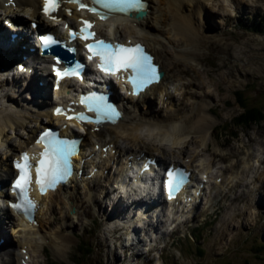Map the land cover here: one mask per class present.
<instances>
[{"label": "rangeland", "instance_id": "1", "mask_svg": "<svg viewBox=\"0 0 264 264\" xmlns=\"http://www.w3.org/2000/svg\"><path fill=\"white\" fill-rule=\"evenodd\" d=\"M151 2L152 5L156 4L154 0ZM202 6V15L193 14L195 20L199 19L196 21L201 25V33L195 34L194 43L187 48L189 56H185L186 60H183L186 62L180 66L183 70H170L167 74L169 81L174 79L170 72L191 80L193 84L185 93L189 100L181 99V105L179 98L183 87L179 83L175 90L173 87L169 89L172 96L168 98L171 102L167 108L192 111L194 106L200 113L202 111L201 114L208 115L211 128L203 144L194 135L187 139L185 150L164 144L166 154L173 156L169 160L176 162L181 159L185 165H191L189 167L194 172L209 167V170L205 169L207 181L197 204L201 212L195 215V209L192 213L184 210L176 214L175 221L171 223L169 210L164 209V204L157 198L153 199L158 203L155 205H149L147 198L144 203L133 202L138 190L131 189L127 191L128 194H122L123 200H119L116 197L118 191L114 190L111 181L108 188L103 190L105 193L95 194L102 198L95 199L93 203L84 197L85 187L79 195H73L72 204L69 202L65 205V201L52 194L46 215L41 218V222L44 221L43 234L37 235V242L42 238L45 245L31 254L32 264H74V254L81 241L89 244L93 254L86 260L80 259V264H264V247L261 246L264 245V203L261 208L254 207L259 196L264 202V120L245 124L246 127L238 125L243 117L242 104L257 106L264 112V0H202ZM0 24H3L2 20ZM149 26L156 25L151 21ZM126 31L122 30L121 34L126 35ZM147 41L154 44L153 53L157 60L163 56L167 63H174L172 44H164L166 47L161 48L155 42ZM16 85L17 88L21 87ZM16 85L0 86V95L5 91L13 97L5 106L7 112L15 109L13 114H16L21 112V107L28 109L30 114L25 119L28 122L30 117H35L33 111L40 113L44 110L36 108L34 101L28 102L39 92L29 94L22 88L24 94L21 96ZM165 85L169 87L167 82ZM41 91L44 96H39L40 100L49 102L48 88L43 87ZM188 92L195 93L194 101L190 102ZM3 102L0 96V104L3 105ZM166 106L164 103L163 108L153 110L164 115L168 113L164 112ZM143 118L141 115L136 117L137 120ZM30 123L35 125L38 121ZM14 128H5V131L10 133L9 136L16 137L18 135ZM122 142L131 144L119 140V143ZM156 145L158 143L154 142L152 147ZM206 145L209 150H206ZM247 150L252 152L249 160ZM153 152L162 158L160 153ZM228 152L232 155L230 159L226 158ZM255 156L258 159L255 160ZM92 159L97 160V156L94 155ZM232 159L237 160L233 163L235 170H226V166L232 165ZM244 159L247 160V167ZM86 169L87 173H83L81 180L91 184L100 173L88 177L90 169ZM0 174H4V171L0 170ZM93 185L97 186V183ZM145 188V192H154L149 184ZM252 194H256V197L253 198ZM87 201L91 208L86 212ZM3 210L0 209L1 216H4ZM64 214L68 217L65 218ZM3 220L0 237L14 239L9 227L15 225L8 224L10 218ZM59 229L63 237L67 235L70 238L66 239V248L61 256L55 257L52 247L45 240L48 238L49 241L50 234H57ZM58 244L64 246L62 241ZM0 249L3 247L0 246ZM11 251H14L13 247Z\"/></svg>", "mask_w": 264, "mask_h": 264}, {"label": "bare ground", "instance_id": "2", "mask_svg": "<svg viewBox=\"0 0 264 264\" xmlns=\"http://www.w3.org/2000/svg\"><path fill=\"white\" fill-rule=\"evenodd\" d=\"M5 1L7 0H0V20L1 19L3 20V18H9L12 21L13 20L16 21L17 19H19V23L21 24H25L28 20H33V19L41 20V16L37 12V9H36V5L39 2V0H15L14 5L17 7L16 10L11 9L12 5L6 6L4 4ZM147 1H148V9L143 18L141 19L132 18V20H126V19H120L119 17H117L113 19L112 22H109L106 25L99 24L97 25L98 26V29H97L98 36L105 34L106 37L113 38V39H116L118 37H124V38L127 37V38H130L131 41L133 42L136 41V39H141L139 41H142L143 43H145L146 48L147 49L149 48L148 50H150V52L152 51L153 55H154L153 53L154 47L152 45L154 44L151 45L147 40L155 42V44L160 46L161 48L166 47L165 45L170 43L174 47L172 48V51H171L174 63L173 62L167 63V61L163 59V56L162 58L158 57V60L155 59V61L159 63L160 70L163 72V76L160 82L158 84H154L150 86L149 89L146 90L143 94H141L137 99L133 97H125L124 99H122V103L124 106L123 116L117 124L105 125L103 127H100L97 132L95 131L86 132V134L84 135L83 142H82V149H84L83 151H85L87 156L89 154V149L95 152V149L97 147L94 149V146H95L94 144L103 143L100 145L101 147L99 151L100 156H103L104 154L102 151V146L108 144L110 148L105 153V157L111 156L112 149L116 150L117 148L119 151L125 152L127 155L132 154V153L140 154L141 152H144V155L154 156L156 154L153 151H157L158 153L162 155V158L158 157V155L156 156L159 158L161 163L165 162V165H166L169 163H176V162L175 161L172 162V160H169L173 156L166 154V149H165L164 144L175 145L185 150L186 148L185 146L187 145V139L189 137H193V135L197 136L200 138L199 141L203 144L209 135V131L211 128V121L208 119L207 117L208 115H205L204 113L201 114L202 111L200 113L199 110L196 109L194 106H193L192 111L187 110L185 108L177 109L175 107V109L173 110H171V108L170 109L167 108L168 105H170L169 103L171 102V101L169 102L168 98L172 96L171 92H169V89L170 87H173V90H175V88L178 86L179 83H181V86L183 87L181 96L179 98L181 105H182L181 99L189 100L188 97L185 95V93L187 89L190 88L193 84L191 80H185L184 78H181L180 75L177 77L172 72H170L173 75L174 79L172 81H169L167 79V74L170 70L172 71H177L178 69L181 71L183 70L182 67L180 68V66H184L183 64H185L186 62L184 61L186 60L185 56H189L186 53V51L188 50L187 48L189 45H192L194 43L195 34L201 33V25L197 22L199 19H196L197 20L196 21L193 18V14L194 15L203 14V9H201L203 8L202 0H154V2H156L155 5H152L151 0H147ZM68 7L71 9L70 11L68 12H65L64 10L62 11V15L65 18L64 20L67 22L76 21L77 15H76L75 10L73 9V6L69 5ZM186 9H192V10L187 11ZM151 21L155 23L156 25L155 27L149 26V23ZM103 27L107 33H105L102 30ZM99 28H100V31H99ZM121 29L128 31V32L126 31L127 32L126 35L121 34V31H122ZM5 30H6L5 26L0 24V31L4 32ZM137 35L141 37H138ZM5 53H7L11 57L17 56L16 50L6 51ZM20 54H23V52H21ZM0 74H2V72H0ZM36 75L41 76L39 80H45L48 74L43 67H39V68H36ZM23 79L25 82L28 83V86L24 89L27 93L36 92V91L39 92L43 90V87L39 88L38 86L33 85L30 77L26 78L25 76H23ZM193 79L196 80V78H193ZM4 81L5 79L4 78L1 79L0 77V86H4L5 84L7 85L11 84V86H15L16 84H18L17 82L5 83ZM70 82H72V80L64 81L62 83L60 91L58 92L55 91L53 93V96L60 98L65 93H67L66 87L67 85H69ZM165 82H167L169 87L165 85ZM84 83H89V82L84 81ZM75 85L80 86L79 83H75ZM16 88H17V85H16ZM17 89L19 90L18 93H20V95L23 96L22 87L17 88ZM188 94H189L190 102L191 100L194 101L195 93L188 92ZM0 96L4 99L3 105L0 104V170L4 171V174H0V181L4 183V181L8 177L12 178L15 175L14 171L11 169L9 159L12 156L17 157L18 151L21 149L30 150L31 148L35 147V145H31V142L36 132H38L42 127H44L43 126L45 124L44 121L49 119L50 121H53V122L56 121V122L62 123L64 122V119L58 116L52 117L47 112L48 108L43 107V105L41 104L39 96H36V97L29 98L28 102L34 101L35 103L34 105L36 106V108L41 107V108H44V110H41L40 113L32 110L33 115L35 117L33 118L30 117L28 122H26L27 120L26 117L28 114H30V111L24 107H21L20 113L13 114L14 112L13 110L15 109L7 112L5 106L9 101L13 100V97L5 91L1 92ZM151 96L155 100H152ZM164 103L167 104L166 106L167 109L164 112L167 111L168 113H165L164 115H160L159 113H156L153 110V108H158V109L163 108ZM139 115L143 116L144 118L141 120H137L136 117H138ZM36 120L38 121V123H36L35 125H32L30 123V122L35 123ZM13 126H15L14 130L16 131V134L18 135L16 137L9 136L10 133L8 134L5 131V128H13ZM72 126L75 128H81L76 119H71L67 121V126H65L64 129H61L62 132L60 134L72 136L73 135V133L71 132ZM75 135L79 136L76 133ZM119 140L128 141L131 144L126 145V144H123V142L119 143ZM154 142L158 143V145H156L155 148L152 147V145H154ZM205 148L206 150H209L208 145H206ZM145 149L149 151H145ZM238 149L240 150V147ZM229 152L227 153L228 155L226 156V158L230 159L232 155L231 154L229 155ZM246 156H248V160H249V158L252 157V152H248L247 150ZM223 157H225V155ZM256 159L258 158L255 156V160ZM236 161H237L236 159H232V162H231L232 165H230L229 167L226 166L225 169L229 171L231 169L232 171L235 170L233 168L235 167V164L233 163H236ZM101 163L102 162H100L99 164ZM244 164L247 167V160L244 161ZM101 167L106 168L107 164L105 163ZM186 168L189 169L188 166H186ZM205 169L209 170V167L205 166L203 170ZM121 170H124V169H121ZM100 172L101 171H99L98 174ZM85 173H87V171H84V174ZM122 173L123 171L120 172L118 170H115L114 172L112 171L108 172L104 177L102 176V174H100L99 177H96V179L91 184H87L85 180L82 179L81 181L76 182V184H78V188L70 192L65 190L66 187H61V186L58 187L54 192H48L42 198L43 206L38 213V215L40 216V219L38 221V226L31 225L25 222L24 220L22 222V220L19 219V215L16 213V210L14 208H10V210L15 214L14 215L7 208L6 201H4L3 198H0L1 208L4 209L3 213L7 215L9 214L10 215L9 218L11 219L12 226L15 225V227L13 228L9 227L11 231L10 234L15 236L13 237L14 239H9L5 237L4 242L0 244V246L3 247L2 250L0 249V264H22L19 261H20V258L24 257V254L20 252V248H23V247L26 248L27 250L26 253L28 254V258H30V263L32 264L33 261L31 259V254H33L35 251H37L40 248L43 249L45 244L42 241V238H40V241L37 242V235L43 234L42 228H43L44 221L41 222V218L42 216L46 215V210L50 204V195L53 194L60 201L62 200L65 201V205L69 202L72 204L73 195L74 197L77 194L79 195V193H81V189L85 187L84 197H87V200H92L91 202L93 203L95 199L98 200L99 198H102L100 195L99 197H97L95 194L97 192L105 193L103 190L108 188L110 181L113 182L114 190H117V191L120 188L119 181H122V185H124L123 178L121 176ZM193 174L195 173L192 172V178H193ZM155 175L156 174L154 172V169L151 168L149 171H146L144 176L148 180H150V183L152 184V185L150 184L151 187H153L156 190V186H157L160 190L159 192L163 193L161 182L159 183V180L155 177ZM94 182L97 183V186L93 185ZM236 183H238V180ZM136 187L138 188L139 191H142L137 185H135V188ZM255 187H257V185ZM109 190H112V189L109 188ZM252 197L255 198L256 194L255 195L252 194ZM195 202H196V197H192L191 203L189 204L187 203L188 209L186 210L188 212H190V208L193 207V203ZM263 203H264L263 199L259 196L258 199H256L255 201L254 207L256 209L261 208ZM187 204H186V207H187ZM166 205H169V203H165L164 209H166ZM90 206L91 205L88 202L86 205L87 207L85 210L86 212L88 211V208H91ZM189 206L191 207L189 208ZM55 207L56 206H54V208ZM198 207L199 206L193 207L195 209V212H194L195 215H199L198 213L201 212ZM64 217L67 218L68 215L64 214ZM172 220L173 222L175 221L174 214L172 215ZM50 222H53V221H50ZM70 222L71 220L68 223ZM143 222L145 223V226H146L145 220ZM143 222L141 221L142 226H143ZM2 223L3 222L1 221V218H0V226L2 225ZM49 226H50V223H49ZM61 234H62V231H60L59 229L57 230V234L56 233L50 234L49 241H48V238L45 240V243L50 244V246L52 247V252H53V255H55V257L61 256V253H63V251L66 248V242H67L66 239L68 240L70 238L67 235L63 237ZM59 240L62 241V243L64 244L63 247H60V245L58 244L60 242ZM12 247L14 251H11ZM15 248L17 249V251ZM163 248L164 246L162 247V249ZM149 250H150V247H149Z\"/></svg>", "mask_w": 264, "mask_h": 264}, {"label": "snow or ice", "instance_id": "3", "mask_svg": "<svg viewBox=\"0 0 264 264\" xmlns=\"http://www.w3.org/2000/svg\"><path fill=\"white\" fill-rule=\"evenodd\" d=\"M95 4L100 5L104 9L117 10L122 13H127L130 10H141L144 8L142 0H95ZM58 7L56 0H45V11L51 12ZM81 8L86 7V5H80ZM90 12H97L96 7L88 8ZM101 19H106V13H99ZM85 28L81 29L82 32L87 33L84 39H88L89 36H94L95 33L88 32V29L92 27L91 23L87 20L83 22ZM75 35V33H73ZM45 45L54 43L51 37H41ZM90 51H93V55H99L101 59L100 67L102 70L111 69L112 71H119L121 69L127 71L131 70L133 75L129 77L132 80L134 86L139 87L141 84L150 83L157 79V72L155 66L151 63V57L147 55L140 45L135 47H125L124 45L117 44L115 46L105 43L103 40H97L95 44L87 45ZM79 67V65L77 66ZM63 74H73L69 69H65ZM57 69V75H63ZM97 112H101L99 106L96 108ZM60 110L57 109V112ZM107 118L112 119L118 113L110 106H107ZM81 119H87L83 114L80 116ZM97 122H99V116L97 117ZM45 133V136H48ZM44 139V137H41ZM69 149L63 145L61 142L51 140L49 144L46 145L45 151L41 153V160L39 166L36 169L37 184L40 185L41 191L44 190L45 184L48 186H54L59 180L64 179L69 174L67 154ZM24 163L20 164L17 162L16 167L20 168V177L15 182V187L20 189L22 193L25 192V187L28 183V173L26 169L28 168V154L24 153ZM44 157L48 159L45 160ZM184 182L183 176L178 175L172 171L168 172V187L169 193L173 189H179L181 184ZM13 207L20 208V204H14ZM27 207H32L31 201H27ZM27 211V208H25Z\"/></svg>", "mask_w": 264, "mask_h": 264}, {"label": "trees", "instance_id": "4", "mask_svg": "<svg viewBox=\"0 0 264 264\" xmlns=\"http://www.w3.org/2000/svg\"><path fill=\"white\" fill-rule=\"evenodd\" d=\"M240 103L242 99L240 98ZM241 108L243 109V114L242 120L238 123V125H243L241 127H246L245 124H250V123H259L264 120V112L257 106H247L242 104ZM84 245V246H83ZM86 242L82 241L79 243L77 250L75 251L74 254V264H80V259H88L93 253L92 249L88 246ZM261 246L264 247L263 244Z\"/></svg>", "mask_w": 264, "mask_h": 264}, {"label": "water", "instance_id": "5", "mask_svg": "<svg viewBox=\"0 0 264 264\" xmlns=\"http://www.w3.org/2000/svg\"><path fill=\"white\" fill-rule=\"evenodd\" d=\"M136 19H141L144 16V12H138L137 14L134 15Z\"/></svg>", "mask_w": 264, "mask_h": 264}]
</instances>
